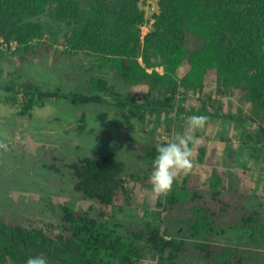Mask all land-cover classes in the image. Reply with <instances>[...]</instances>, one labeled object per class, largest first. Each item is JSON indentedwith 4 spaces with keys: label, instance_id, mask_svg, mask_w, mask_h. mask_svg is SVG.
<instances>
[{
    "label": "trees",
    "instance_id": "trees-1",
    "mask_svg": "<svg viewBox=\"0 0 264 264\" xmlns=\"http://www.w3.org/2000/svg\"><path fill=\"white\" fill-rule=\"evenodd\" d=\"M141 1L0 0V38L16 42L0 55L23 61L45 49L56 59L86 54L95 64L83 89L44 90L28 79L0 80L7 101L24 115L47 98H65L73 104L105 101L167 123L182 112L217 116L240 125L243 147L231 145L234 156L246 149L258 158L264 151V0H156L155 21L144 36L148 18ZM116 80L130 90L145 85L147 95L139 100L135 90L123 93ZM233 95L249 112L229 111ZM191 96L198 105L189 109ZM79 120L82 130L86 118ZM245 122L256 128L245 129ZM158 144L137 156L153 167ZM206 153L202 147L199 160L212 165ZM49 167L70 175L89 205L62 202L56 234L0 214V264H24L30 255H43L48 264H143L149 257L156 264H187L190 257L199 264H259L264 211L250 208L225 185V169L213 164L205 185L191 169L178 173L181 179L159 199L154 221L130 227L117 213L132 200L134 180L143 176L131 178L126 161L83 156Z\"/></svg>",
    "mask_w": 264,
    "mask_h": 264
},
{
    "label": "rangeland",
    "instance_id": "rangeland-1",
    "mask_svg": "<svg viewBox=\"0 0 264 264\" xmlns=\"http://www.w3.org/2000/svg\"><path fill=\"white\" fill-rule=\"evenodd\" d=\"M141 7L148 18L141 29L144 36L155 21L156 0H142ZM48 39L47 36L44 41ZM15 47L16 42L5 43L0 38V51ZM55 47L59 52L63 49L58 43H55ZM39 52L42 54L23 61L12 54L0 55V69H3L0 70V80L28 79L26 81H33L44 90L59 87L69 90L85 88L86 78L94 75V58L86 54H79L71 60L67 57L56 59L45 49ZM183 68H180L181 74L184 73ZM115 83L123 93L135 90L139 100L148 92L145 85L130 90L118 80ZM209 86L205 89L206 96L213 90L212 84ZM7 95L0 88L1 215L18 216L25 226H37L51 234L58 233L60 204L66 201L76 208H83L90 201L75 189L70 175L52 170L50 163L54 161L62 165L83 156L113 155L127 162L126 173L131 178H134L131 174L143 176L140 181L136 178L132 183L135 188L133 198L122 205L116 218L126 221L130 227H136L138 223L145 225L144 221H154L158 201L164 194L152 190V183L146 181L152 170L150 161L137 154L146 151L145 148L152 144L170 141L176 133L183 134L185 117L188 116L186 113H176L167 123L163 117L158 121L154 116H141L133 108L118 107L105 101L73 104L65 98H47L43 106H35L30 114L24 115L17 113L19 109L7 101ZM192 98L185 102L189 109L198 105ZM228 109L231 112L250 110L237 95L231 97ZM101 114H104V118L100 117ZM83 115L86 125L80 130L79 119ZM244 125L247 130L256 128L254 122H245ZM239 130L240 125L234 121L217 116L207 117L205 126L193 133L199 143L193 148L191 170L198 174L199 182L205 185L208 184L213 164L221 171L225 169V185L241 194L250 208L264 211V151L258 158L249 157L246 149L243 156H234L229 150L231 145L243 147V142L237 137ZM202 147H206V156L211 157L212 165L199 160ZM180 179L177 176L175 181ZM178 229L179 226L175 228ZM261 251L259 264H264V250ZM185 262L199 264L192 257ZM143 264H156V260L149 257Z\"/></svg>",
    "mask_w": 264,
    "mask_h": 264
},
{
    "label": "clouds",
    "instance_id": "clouds-1",
    "mask_svg": "<svg viewBox=\"0 0 264 264\" xmlns=\"http://www.w3.org/2000/svg\"><path fill=\"white\" fill-rule=\"evenodd\" d=\"M206 120L207 117L202 114L186 116L183 134L176 133L170 141L157 145L150 173L155 193L167 194L178 173H186L191 169L193 148L199 143L193 133L196 129L203 128ZM24 264H48V260L43 255H30Z\"/></svg>",
    "mask_w": 264,
    "mask_h": 264
}]
</instances>
